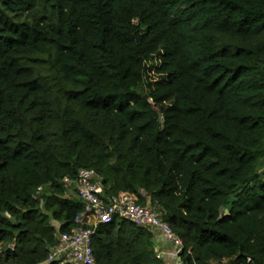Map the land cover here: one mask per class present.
Here are the masks:
<instances>
[{
    "label": "trees",
    "instance_id": "trees-1",
    "mask_svg": "<svg viewBox=\"0 0 264 264\" xmlns=\"http://www.w3.org/2000/svg\"><path fill=\"white\" fill-rule=\"evenodd\" d=\"M81 168L153 203L184 264H264V0H0V264L77 226ZM156 245L120 217L92 239L97 264Z\"/></svg>",
    "mask_w": 264,
    "mask_h": 264
},
{
    "label": "built area",
    "instance_id": "built-area-1",
    "mask_svg": "<svg viewBox=\"0 0 264 264\" xmlns=\"http://www.w3.org/2000/svg\"><path fill=\"white\" fill-rule=\"evenodd\" d=\"M64 180L76 191L83 210L75 217L77 226L71 232L58 235L57 243L49 248L43 264H97L92 248L96 227L101 223H110L115 217L127 219L154 233L159 231L172 244V249L168 253L157 252L158 257L168 255L173 260L171 264H184L182 239L163 220L153 203L142 204L135 194L124 191L105 199L102 176L93 168H81L76 179L66 177ZM140 195L145 197L147 193L142 190Z\"/></svg>",
    "mask_w": 264,
    "mask_h": 264
},
{
    "label": "crops",
    "instance_id": "crops-1",
    "mask_svg": "<svg viewBox=\"0 0 264 264\" xmlns=\"http://www.w3.org/2000/svg\"><path fill=\"white\" fill-rule=\"evenodd\" d=\"M155 237L157 252L164 251L165 253H168L172 249V244L167 242L159 231L155 233ZM162 259H164L168 264H171L173 261L168 255L163 256Z\"/></svg>",
    "mask_w": 264,
    "mask_h": 264
},
{
    "label": "water",
    "instance_id": "water-1",
    "mask_svg": "<svg viewBox=\"0 0 264 264\" xmlns=\"http://www.w3.org/2000/svg\"><path fill=\"white\" fill-rule=\"evenodd\" d=\"M233 201H234V199H231V200H230V203H229V205L227 206V209H228V210H231Z\"/></svg>",
    "mask_w": 264,
    "mask_h": 264
},
{
    "label": "rangeland",
    "instance_id": "rangeland-1",
    "mask_svg": "<svg viewBox=\"0 0 264 264\" xmlns=\"http://www.w3.org/2000/svg\"><path fill=\"white\" fill-rule=\"evenodd\" d=\"M226 264H229V263H226Z\"/></svg>",
    "mask_w": 264,
    "mask_h": 264
}]
</instances>
